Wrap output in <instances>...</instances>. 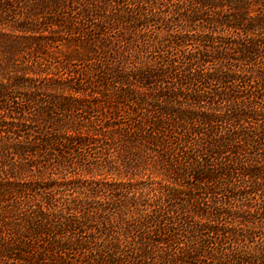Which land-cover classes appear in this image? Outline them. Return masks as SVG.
<instances>
[{
    "label": "trees",
    "instance_id": "obj_1",
    "mask_svg": "<svg viewBox=\"0 0 264 264\" xmlns=\"http://www.w3.org/2000/svg\"><path fill=\"white\" fill-rule=\"evenodd\" d=\"M254 1L0 0V264H264Z\"/></svg>",
    "mask_w": 264,
    "mask_h": 264
},
{
    "label": "rangeland",
    "instance_id": "obj_2",
    "mask_svg": "<svg viewBox=\"0 0 264 264\" xmlns=\"http://www.w3.org/2000/svg\"><path fill=\"white\" fill-rule=\"evenodd\" d=\"M109 1H113V0H107L108 3H109ZM123 1L125 3H129V2H132L133 0H123ZM221 3H223V2H221ZM112 5H114V3H112ZM224 5L233 6L234 4L227 2V4H224ZM251 6H252L251 8H252L253 11H255L258 7L261 8L260 2L258 4L254 0H252ZM224 9H225V7H224ZM255 13L256 12H252V14H255ZM207 19H209V18H207L206 16H203L202 19L197 21V22H195V25H192L191 28L187 27L188 25L185 24V23L175 21L174 23H172L169 26V30L171 32H178V31H182L184 29H188V30H190V32H189L190 35H195L196 33L200 32V31H203V30L206 32L207 31V27H210V23L207 22ZM145 32H147L150 36L153 35V37L156 38V37L163 36L164 30L162 31L161 27H159L158 25H157V27H153L151 25L150 27L147 28V30H145ZM191 48H192L191 42L188 41V42H186V44H184L182 46V48H179V49L188 50V49H191ZM77 50H78V47H75L74 45L69 44V43H66V44L63 43V44L60 45V47H59V49L57 51L56 50L52 51L51 48H49L48 51L52 52V54H55L56 56H59L61 59L65 60L66 62L70 63L71 61H75L76 59L78 60L79 57H81L80 56L81 53L85 54L84 51H81V52L78 53V52H76ZM175 52H177V50H174V48H173V53H175ZM204 67L207 68V69L211 68V63L206 64ZM208 87L210 89L213 88V86L211 84H209ZM97 150H100V148L98 147ZM116 169L117 168L115 166H113L112 170H109V168H102V169H99V170H95V168H94L90 172H84V176L85 177L83 178V180L84 179H88L89 181H95V180L100 179V178H107L108 180H111L112 178L118 177V172H117ZM124 180H126V178H124ZM64 194H66V192L65 191H61V195L63 196ZM149 208L150 207L147 206V205L146 206H139L138 207V211L136 213V216L150 211L151 209H149ZM163 209L166 210V207H163ZM124 216L126 218H129L131 216V214L129 212H127ZM132 238H134V236H133V234L131 232L129 234V238L128 239L130 240Z\"/></svg>",
    "mask_w": 264,
    "mask_h": 264
}]
</instances>
